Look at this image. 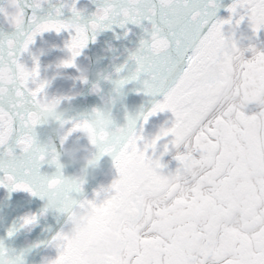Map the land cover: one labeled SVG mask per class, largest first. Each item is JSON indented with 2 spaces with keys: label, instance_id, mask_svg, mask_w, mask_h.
<instances>
[{
  "label": "snow or ice",
  "instance_id": "snow-or-ice-1",
  "mask_svg": "<svg viewBox=\"0 0 264 264\" xmlns=\"http://www.w3.org/2000/svg\"><path fill=\"white\" fill-rule=\"evenodd\" d=\"M77 3H0V188L47 200L41 215L92 203L101 222L119 229L124 241L105 264H264V44H257L264 0H234L223 19L215 18L216 0H101L87 24L78 22ZM45 6L52 9L47 16ZM65 10L72 20L63 19ZM243 25L250 30L247 44L237 38ZM129 26L143 36L129 56L134 70L117 81L118 88L136 81L137 94L162 100L129 119L111 154L119 167L136 152L153 169L151 180L127 191L113 180L92 199H78L84 187L66 181L52 151L36 139L50 82L40 78L38 58L29 68L25 54L38 36L66 32L70 56L59 67L75 68L95 33L117 27L127 37ZM161 113L171 118L146 138L144 126ZM87 121L73 122V131ZM169 155L174 171H166ZM166 182L173 189L163 207L141 206L151 184ZM37 220L26 216L20 228ZM57 244L56 258L46 264H87L62 232L50 241ZM0 264L22 261L0 247Z\"/></svg>",
  "mask_w": 264,
  "mask_h": 264
},
{
  "label": "water",
  "instance_id": "water-1",
  "mask_svg": "<svg viewBox=\"0 0 264 264\" xmlns=\"http://www.w3.org/2000/svg\"><path fill=\"white\" fill-rule=\"evenodd\" d=\"M2 2L3 0H0V3ZM65 2L71 3L72 0H65ZM100 2L101 0H78L77 9L81 13L78 22L83 24L90 22ZM233 2L234 0H216L218 8L215 18H227L228 13L225 9ZM51 11L50 6H45L42 14L47 16ZM63 19L72 20L73 16L65 10ZM129 27L132 28V34L127 37L124 36V30L117 27L95 33V42L93 43L90 37L88 46L75 61V68L59 67L70 56L65 49V43L69 39L66 32L59 35L55 32L44 33L38 36L35 43L30 46L29 53L25 54L26 64L30 68L32 57L38 58L40 78L50 82L45 90L47 97L49 99L63 98L62 107L67 110L62 119L73 122L89 120L96 111H101L109 103H114L113 113L118 126L124 122L126 113L136 118L162 100V97L137 94L141 84L136 81L118 88L117 81L127 78L130 71L134 70V62L129 59V56L139 47L143 36L141 29ZM244 31L245 36L250 35V30L243 25L237 37L247 40V37L242 36ZM257 44H263V41L258 40ZM122 66L124 70L117 75L116 69ZM85 70L88 73L87 83H83L81 79V72ZM94 86L99 88L98 92L93 91ZM170 118V113H161L150 118L148 124L144 126V136L146 138L154 136L164 125L165 120ZM52 127L55 125L43 123L35 130L36 139L41 145L47 146ZM74 138L75 136L71 139ZM81 143L84 141L82 140ZM59 147L57 143V150ZM169 156H166L164 161ZM111 164L110 157L105 156L99 160L96 178L89 179L78 199H92L95 192L111 184L114 176V172L108 174ZM78 169L79 166H69L62 168V173L67 177L73 175ZM46 204L47 200H42L39 196L0 188V247L9 258L19 259L22 264H46L56 258L57 251L50 246V241L61 232L66 214L50 208L47 213L41 215ZM30 215L38 216L37 223L30 228H20L22 219ZM9 232L13 234L9 236Z\"/></svg>",
  "mask_w": 264,
  "mask_h": 264
},
{
  "label": "clouds",
  "instance_id": "clouds-1",
  "mask_svg": "<svg viewBox=\"0 0 264 264\" xmlns=\"http://www.w3.org/2000/svg\"><path fill=\"white\" fill-rule=\"evenodd\" d=\"M87 75L86 70L81 72V78L86 79ZM114 107V103H109L98 111L99 114L94 113L86 127L82 126L78 131H73L75 125L72 120L62 119L67 109L62 107L60 98H48L41 108L40 121L55 125L50 129L47 139V148L52 151L54 165L61 168L79 166L77 172L65 177L66 181L84 187L89 179L96 178L99 160L105 156L112 160L108 174L114 172L112 181H118L122 191H127L132 185H144L151 180L153 169L136 152L127 154L119 167L113 160L111 148L114 142L127 129L129 119H134L126 113L124 122L117 126ZM82 140L84 143H81ZM172 189L170 182L151 184L141 195V206L147 204L153 208L163 207L169 200ZM61 232L82 254L87 264H105L124 247L119 229L110 223H102L93 204L85 201L69 208Z\"/></svg>",
  "mask_w": 264,
  "mask_h": 264
}]
</instances>
